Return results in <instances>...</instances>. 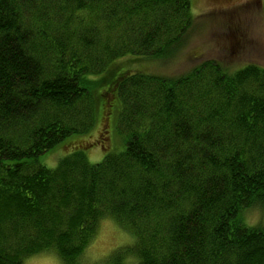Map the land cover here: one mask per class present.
I'll list each match as a JSON object with an SVG mask.
<instances>
[{
    "label": "trees",
    "instance_id": "1",
    "mask_svg": "<svg viewBox=\"0 0 264 264\" xmlns=\"http://www.w3.org/2000/svg\"><path fill=\"white\" fill-rule=\"evenodd\" d=\"M192 4L0 0V264H87L107 218L132 244L94 264H264V68L123 72L108 86L123 144L92 131L95 76L176 55Z\"/></svg>",
    "mask_w": 264,
    "mask_h": 264
},
{
    "label": "rangeland",
    "instance_id": "2",
    "mask_svg": "<svg viewBox=\"0 0 264 264\" xmlns=\"http://www.w3.org/2000/svg\"><path fill=\"white\" fill-rule=\"evenodd\" d=\"M192 5V26L176 55L175 52L159 60L125 57L113 64L107 72L95 76L104 80V83L92 94L97 108L95 123L98 120L101 122L92 131L108 130L107 145L112 150L118 151L125 134L122 133L123 123L120 124V102H115L114 110L108 111L113 98L117 97L116 92L114 94L108 86L121 73L142 71L157 76L178 77L204 61H214L229 73L249 65L264 68L263 0H193ZM97 106H101L100 110ZM109 134L112 144H109ZM91 136H96V133ZM62 151L52 155V163L62 153H66ZM90 156L92 162L100 161L103 158L102 147L92 150ZM259 218L258 211L247 215L248 222L252 224L258 223ZM131 244L130 233L107 218L99 224L97 235L81 260L87 264L99 263L116 250ZM25 264L63 263L56 254L43 253L27 259Z\"/></svg>",
    "mask_w": 264,
    "mask_h": 264
}]
</instances>
